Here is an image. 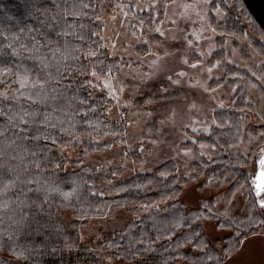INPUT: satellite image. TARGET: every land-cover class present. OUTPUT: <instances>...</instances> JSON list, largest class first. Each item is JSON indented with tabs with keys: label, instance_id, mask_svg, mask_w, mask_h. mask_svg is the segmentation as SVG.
<instances>
[{
	"label": "trees",
	"instance_id": "1",
	"mask_svg": "<svg viewBox=\"0 0 264 264\" xmlns=\"http://www.w3.org/2000/svg\"><path fill=\"white\" fill-rule=\"evenodd\" d=\"M154 1L160 17L164 0ZM120 3L0 0V61L12 70H26L34 85L26 89L30 99L19 104L0 102L6 113L0 117V189L11 182L16 189L0 196V264H98L78 244L77 229L67 230L60 214L66 208L84 217L100 215L110 201L107 194L112 192L116 194L112 200L118 203L138 210L150 208L147 215L127 222L97 242L120 260L188 264L194 253L181 248V243L197 230L203 233V219L220 216L203 208L185 210L183 204L173 201L180 187L173 163L134 175L112 190L100 184L114 178L111 170L92 165L65 168L67 160L60 154L65 146L80 145L82 152L89 153L106 146L97 140L125 139V120L108 118L110 100L90 83L91 74L114 73L122 64L109 57L99 35L100 5ZM233 5V11L216 25L236 34L242 29L241 19L252 16L242 0H234ZM155 20L157 15L135 14L134 31L152 28ZM4 87L16 85L8 81ZM218 116L223 118L221 124L234 125L239 119L233 111H220ZM206 142L214 146L213 153L209 161L199 156L193 165L196 173H244L238 169L239 157L231 146L235 137L213 132ZM74 188V194L65 199L62 193ZM249 199V213L241 219H258L251 192ZM4 201L8 202L6 206ZM159 203L162 207L157 210L154 205ZM25 250L31 253L27 260L21 258Z\"/></svg>",
	"mask_w": 264,
	"mask_h": 264
},
{
	"label": "rangeland",
	"instance_id": "2",
	"mask_svg": "<svg viewBox=\"0 0 264 264\" xmlns=\"http://www.w3.org/2000/svg\"><path fill=\"white\" fill-rule=\"evenodd\" d=\"M120 1L100 5L99 35L109 57L122 64L114 73L91 74L90 83L110 100L108 118L125 120V139L97 140L106 146L89 153L82 152L80 145L65 146L60 151L67 160L65 168L92 165L111 170L114 178L100 184L112 190L134 175L173 163L180 178L173 201L183 204L185 210L206 205L214 214L227 209L243 218L249 213L251 192L258 211V195L264 191L261 28L249 15L241 19L239 33L217 27L233 11L234 0H219L216 5L215 0H164L160 17L154 0ZM139 13L157 15L152 28L134 31L132 21ZM220 111H233L239 119L234 125L221 124ZM219 131L235 137L231 146L239 157L238 169L244 173L222 170L202 176L195 172L193 165L199 156L207 161L212 156L214 146L206 142L207 137ZM107 195L110 201L100 215L84 217L63 208L61 221L67 230L77 229L78 244L98 264H138L116 258L97 242L147 215L150 208L138 210L112 200L114 192ZM161 207V203L154 205L157 210ZM216 219L201 222L209 238L214 235ZM240 240L241 247L232 255H238L241 264H264V227ZM213 243L219 251L222 241ZM223 264L231 261L224 258Z\"/></svg>",
	"mask_w": 264,
	"mask_h": 264
},
{
	"label": "snow or ice",
	"instance_id": "3",
	"mask_svg": "<svg viewBox=\"0 0 264 264\" xmlns=\"http://www.w3.org/2000/svg\"><path fill=\"white\" fill-rule=\"evenodd\" d=\"M8 81L15 83L16 88L4 87L5 83ZM30 87H34V85L32 84L31 75L26 70H12L5 66L4 61H0V102L6 105V102L9 100L17 104L23 100H28L30 96L26 94V89ZM7 106L10 111L11 106ZM3 116H6V113L3 107L0 106V117ZM15 190V182H11L4 189H0V196L6 195L10 191L14 192ZM53 190L59 191V189ZM75 191L76 189L74 188L71 192H64L62 195L67 199L71 197ZM232 197H234V195ZM7 203V201H4L5 206ZM201 207L207 211L206 205H202ZM247 215L248 212L246 211L244 216ZM254 215L259 218H249L245 220L237 217L227 209L220 210V216L217 217L216 223L212 227L214 235L209 238L207 235L197 230L194 236L188 239L186 243H181V248H188L190 252L194 253V256L189 259L188 264H198V261L199 264H223L224 258L229 259L231 264H241L239 256H233L232 253L234 250L241 247L242 241L240 240V236L254 228L264 226V197H261L259 201V210ZM194 223H199V221H194ZM220 233H224V235H220ZM169 239H171V237H169ZM214 241H222L219 251H217L213 243ZM189 245H191L190 248L188 247ZM221 252L223 256H221ZM205 253H207L206 256ZM30 254L28 250H25L21 258L27 260Z\"/></svg>",
	"mask_w": 264,
	"mask_h": 264
},
{
	"label": "water",
	"instance_id": "4",
	"mask_svg": "<svg viewBox=\"0 0 264 264\" xmlns=\"http://www.w3.org/2000/svg\"><path fill=\"white\" fill-rule=\"evenodd\" d=\"M242 2L264 33V0H242ZM261 197H264V191L258 195V200Z\"/></svg>",
	"mask_w": 264,
	"mask_h": 264
},
{
	"label": "clouds",
	"instance_id": "5",
	"mask_svg": "<svg viewBox=\"0 0 264 264\" xmlns=\"http://www.w3.org/2000/svg\"><path fill=\"white\" fill-rule=\"evenodd\" d=\"M7 86V85H6Z\"/></svg>",
	"mask_w": 264,
	"mask_h": 264
}]
</instances>
